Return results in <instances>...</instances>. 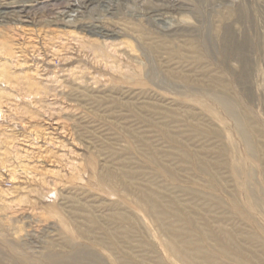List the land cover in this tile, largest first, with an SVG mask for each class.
Listing matches in <instances>:
<instances>
[{"label":"rangeland","instance_id":"rangeland-1","mask_svg":"<svg viewBox=\"0 0 264 264\" xmlns=\"http://www.w3.org/2000/svg\"><path fill=\"white\" fill-rule=\"evenodd\" d=\"M196 261L264 264V0H0V264Z\"/></svg>","mask_w":264,"mask_h":264},{"label":"bare ground","instance_id":"bare-ground-1","mask_svg":"<svg viewBox=\"0 0 264 264\" xmlns=\"http://www.w3.org/2000/svg\"><path fill=\"white\" fill-rule=\"evenodd\" d=\"M94 33H98V34H100L101 32H95V31H93ZM226 100V99H225ZM221 102H223L224 100H220ZM219 101V102H220ZM226 102V101H225ZM228 102V101H227ZM225 104V103H224ZM226 105V104H225ZM224 105V106H225ZM228 107V106H227ZM226 107V108H227ZM230 108V107H229ZM231 109V108H230ZM228 111H229V109H228ZM230 112V111H229ZM231 113H232V111H231ZM106 179V178H105ZM144 195V196H143ZM143 195L142 196H140V197H138L137 199H139L138 201L136 200V202H135V204H137V205H139V206H141V207H143L144 209L145 208H147V212L149 213V214H151V215H153L154 214V212H153V210L152 209H150V206H149V204H151V203H153V197L152 196H150V195H147V194H145V193H143ZM138 196V195H137ZM143 205V206H142ZM153 217L154 218H157V216H154L153 215ZM157 220V219H156ZM158 222H160V223H162L159 219L157 220ZM159 223V224H160ZM180 252L182 251V249H178ZM183 252V251H182ZM175 253H177V252H175ZM174 253V254H175ZM185 255H187V254H185ZM195 264L197 263V264H201L200 262H198V261H196V262H194Z\"/></svg>","mask_w":264,"mask_h":264}]
</instances>
